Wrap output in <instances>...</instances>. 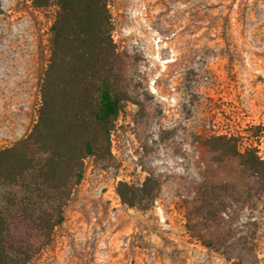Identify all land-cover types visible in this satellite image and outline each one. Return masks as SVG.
<instances>
[{"label":"rangeland","instance_id":"374dc122","mask_svg":"<svg viewBox=\"0 0 264 264\" xmlns=\"http://www.w3.org/2000/svg\"><path fill=\"white\" fill-rule=\"evenodd\" d=\"M0 8L1 148L37 118L58 7ZM110 10L107 65L129 100L110 154L86 159L64 222L30 264H264V182L216 139L264 159V0H112ZM148 175L161 184L154 204H124L117 183ZM214 185L225 188L203 196ZM210 201L218 216L207 220Z\"/></svg>","mask_w":264,"mask_h":264},{"label":"trees","instance_id":"16d2710c","mask_svg":"<svg viewBox=\"0 0 264 264\" xmlns=\"http://www.w3.org/2000/svg\"><path fill=\"white\" fill-rule=\"evenodd\" d=\"M111 1L32 0L37 7L56 3L58 9L37 118L24 137L0 148V264H30L64 222L86 159L110 154L112 131L129 100L107 65L117 54ZM216 139L224 155L239 157L264 182V159L254 148L238 151L233 136ZM160 187L159 179L148 175L141 183L120 180L116 192L124 204L147 209ZM224 188L214 185L203 196ZM216 206L212 201L204 205L205 219L218 216ZM220 212L229 216L227 208ZM214 239L203 240L213 246Z\"/></svg>","mask_w":264,"mask_h":264}]
</instances>
